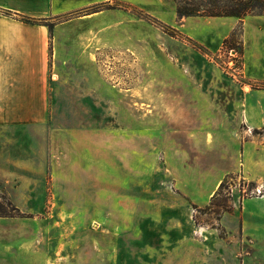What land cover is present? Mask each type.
<instances>
[{
    "label": "rangeland",
    "instance_id": "obj_1",
    "mask_svg": "<svg viewBox=\"0 0 264 264\" xmlns=\"http://www.w3.org/2000/svg\"><path fill=\"white\" fill-rule=\"evenodd\" d=\"M122 8L130 49L68 47L49 63L44 124L0 128V250L23 264H264V81L243 74L242 21L210 50Z\"/></svg>",
    "mask_w": 264,
    "mask_h": 264
},
{
    "label": "crops",
    "instance_id": "obj_2",
    "mask_svg": "<svg viewBox=\"0 0 264 264\" xmlns=\"http://www.w3.org/2000/svg\"><path fill=\"white\" fill-rule=\"evenodd\" d=\"M176 1L0 0V128L44 124L48 113L49 63L51 60L55 63L68 47L80 55L105 43L110 46L121 43L122 49H130L128 39L123 41L124 32L114 29V24L130 18L129 11L122 6H134L176 26L210 50L218 49L242 21L243 74L264 81V13H249L242 18L229 15L179 18ZM20 16L56 22L49 27L43 22L23 21ZM107 21L111 22L108 26H101ZM0 244L4 246L3 242ZM9 254L13 253L0 250V264H23L22 252ZM28 255L29 260L33 259L32 252ZM25 264L47 263L30 260Z\"/></svg>",
    "mask_w": 264,
    "mask_h": 264
},
{
    "label": "trees",
    "instance_id": "obj_3",
    "mask_svg": "<svg viewBox=\"0 0 264 264\" xmlns=\"http://www.w3.org/2000/svg\"><path fill=\"white\" fill-rule=\"evenodd\" d=\"M236 3L231 6L230 10L224 14L219 13H203L199 9L194 8V6L182 5L179 1L176 2V10L179 18L189 15H206V16H220V15H229L238 18H242L244 15L254 12L255 9H258L260 13L264 12V0H235ZM186 4L188 2L186 1ZM20 19L26 22H44V19H31L28 17L20 16ZM47 24V23H46ZM48 25V24H47ZM50 27V25H49ZM0 215H7L6 212L1 211Z\"/></svg>",
    "mask_w": 264,
    "mask_h": 264
}]
</instances>
